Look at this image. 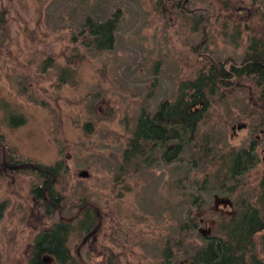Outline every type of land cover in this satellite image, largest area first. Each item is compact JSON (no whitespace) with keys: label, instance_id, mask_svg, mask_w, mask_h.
<instances>
[{"label":"rangeland","instance_id":"1","mask_svg":"<svg viewBox=\"0 0 264 264\" xmlns=\"http://www.w3.org/2000/svg\"><path fill=\"white\" fill-rule=\"evenodd\" d=\"M228 1L229 12L225 0H0V264H27L36 236L56 223L71 227L74 264H187L198 232L219 234L221 215L256 201L264 102L251 78L211 98L182 163L152 153L123 162L143 110L175 101L179 84L211 62L239 64L252 40L264 44V0ZM113 14V47L96 50L83 18ZM253 140L260 165L231 180L228 152ZM57 164L64 200L48 218L29 168ZM198 192L197 230L181 233ZM261 235L254 252L264 259Z\"/></svg>","mask_w":264,"mask_h":264},{"label":"trees","instance_id":"2","mask_svg":"<svg viewBox=\"0 0 264 264\" xmlns=\"http://www.w3.org/2000/svg\"><path fill=\"white\" fill-rule=\"evenodd\" d=\"M116 24L117 14L102 19L86 15L81 30L86 29L96 50H109L114 44ZM2 25L1 14L0 29ZM263 66L264 44L252 40L239 64L214 61L207 70H201L194 80L180 83L175 101L162 100L152 113L144 110L140 113L123 152V162H137L139 158L152 153L167 166L182 163L185 148L194 141L199 123L210 108L211 98L219 90L230 85L240 87L241 80L251 78L256 80L255 84L260 89L258 100L264 102ZM15 158L12 153L7 159L12 161ZM226 159L231 180L248 174L261 163L257 141H251L246 147L230 149ZM29 171L42 180L32 194L46 216L52 218L64 200L52 182L57 177L59 166L34 165ZM203 198L199 192L193 194V201L182 214L184 222L179 228L181 233H194L197 230L195 212L201 209ZM235 207V211L219 217V234L216 231L206 235L197 233L196 238L201 246L191 254L187 264H264V259L254 252L256 234L263 233L261 240L264 246V172L256 201H240ZM90 221L91 218L85 216L80 223L81 229L90 230ZM70 232L69 224L56 223L38 234L27 264H74V257L67 247ZM165 254H169V244Z\"/></svg>","mask_w":264,"mask_h":264},{"label":"flooded vegetation","instance_id":"3","mask_svg":"<svg viewBox=\"0 0 264 264\" xmlns=\"http://www.w3.org/2000/svg\"><path fill=\"white\" fill-rule=\"evenodd\" d=\"M179 1V0H178ZM226 2H229L228 0L226 1L225 0V2H223V4L221 5V10H225L226 12L228 11L227 10V3ZM239 9H240V11H243V13L244 14H247L245 17H247V18H251V13H252V11H247V10H245V8L243 7V6H241V7H239ZM229 12V11H228ZM208 18V17H207ZM252 42V41H251ZM264 67V66H263Z\"/></svg>","mask_w":264,"mask_h":264},{"label":"water","instance_id":"4","mask_svg":"<svg viewBox=\"0 0 264 264\" xmlns=\"http://www.w3.org/2000/svg\"><path fill=\"white\" fill-rule=\"evenodd\" d=\"M18 167H19V166L10 167V169L15 170V169H17Z\"/></svg>","mask_w":264,"mask_h":264}]
</instances>
